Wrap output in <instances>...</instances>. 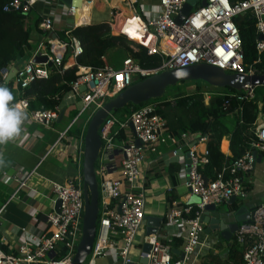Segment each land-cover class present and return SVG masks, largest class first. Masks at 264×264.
Wrapping results in <instances>:
<instances>
[{
	"label": "built area",
	"instance_id": "2783aa9c",
	"mask_svg": "<svg viewBox=\"0 0 264 264\" xmlns=\"http://www.w3.org/2000/svg\"><path fill=\"white\" fill-rule=\"evenodd\" d=\"M93 0H83L84 4L93 6ZM134 3V0H131ZM60 0H6L3 3L4 12H18L29 15L39 3L45 7L55 5L61 14L73 18V6L59 8ZM187 0H159V9L151 18L143 19L140 11L122 14L118 10L111 12L108 21L111 30L123 35L128 41L144 47L148 55L157 54L161 60L154 67L144 68L130 56L122 60L120 67H113L104 62L96 70L89 66L77 64L76 58L83 52L79 40L64 32L68 38L64 41L50 34L54 25L61 20L60 14L49 11L40 15L39 29L45 33L30 49H26L24 61L13 66V78L6 76V68L1 72L0 86L9 90L15 88L18 96L13 97L10 105H19L24 116L31 122L46 127L58 116V107L46 109L40 107L31 111L28 100L20 97V89L28 87L33 81L48 78L51 68L56 71L76 66L77 78L70 83V90L64 94L81 103L80 113L89 111V116L118 92L129 87L136 80L144 79L166 69L185 67L193 64H210L227 72L240 74L254 73L252 67L244 63L239 28L233 17L245 11H250L255 18L257 35L264 36V0H242L231 4L229 0H206L205 5L193 8L180 23H175L180 9ZM135 23L143 38H148L147 44L128 38L123 27ZM88 24V23H86ZM85 25L73 23L72 27ZM259 52L264 50V40H256ZM70 55L64 60L65 54ZM45 56V62H36L34 57ZM20 57H17V61ZM50 63V66H48ZM13 65V63H12ZM11 84V85H10ZM84 86L82 90L81 87ZM212 88L203 92V102L209 105ZM13 96V95H12ZM226 96L237 100L251 99L252 88L242 89V94L227 93ZM229 100H225L227 106ZM156 103H147L131 110L124 120L110 111L100 126L99 135L102 150L110 149L115 158L117 177L107 176L105 167L100 165L95 169L98 179V215L97 228L92 242V248L82 264H96L99 258H107V264H197L202 255L213 247L205 241V224L201 219L207 204L218 206L226 203L231 196L245 199L249 195L247 175L254 169L256 157L253 150L261 155L264 153V115L258 113L255 123V139L250 142L251 148L235 158L229 165L216 173L215 178L204 180L201 167L208 162L207 135L186 130L175 136L169 129L167 121L157 113ZM132 123L133 129L129 125ZM123 131L124 139L114 142V136ZM131 134H127V131ZM66 140V132L58 133L54 143L42 157L44 159L59 143ZM140 141L139 146L134 140ZM83 135L69 142V155L76 168V173L66 180L51 182L50 194L52 204L59 201V208L54 206L45 213V227L28 239L16 243V251L7 253L0 245V264H72L81 236L82 213L84 200L82 196V153ZM157 162L158 167L165 168L170 162H177L183 169V185L186 189L184 201H172L162 215V222L156 234L141 233L135 241L137 231L145 225L146 194H144L145 175L150 163ZM35 173L15 177L17 183L15 194L19 188L25 187L26 180ZM195 196L197 203H187ZM4 207L0 208V215ZM249 222L240 223L232 233L231 243L243 249L240 264H264V200L255 205ZM175 229L174 234H168L167 228ZM24 230V228H20ZM173 229V230H174ZM216 233V232H215ZM217 235V233H216ZM173 237L180 239V246L165 244ZM139 246L138 253L132 257L131 247ZM223 241L218 235L216 240ZM144 243L150 244L148 252L142 251ZM172 248H177L182 254L174 255ZM137 257V259H134ZM144 258L146 261L140 263Z\"/></svg>",
	"mask_w": 264,
	"mask_h": 264
},
{
	"label": "trees",
	"instance_id": "16d2710c",
	"mask_svg": "<svg viewBox=\"0 0 264 264\" xmlns=\"http://www.w3.org/2000/svg\"><path fill=\"white\" fill-rule=\"evenodd\" d=\"M5 1L0 0V78L2 77L1 72L3 69L7 68L17 57H24L26 49L32 47L30 38L34 28L45 35L38 27L40 18L33 22L32 27H28L29 15L11 11L4 12L2 7ZM229 1L231 4H235L237 1L242 0ZM233 21L239 28L244 63L254 70L264 73V50L259 52L255 46L257 40L255 18L250 11H245L235 15ZM69 33L76 37L82 46L83 52L76 58L77 64L89 66L93 70L104 65L103 58L108 52L128 44L127 39L123 35L111 30L108 21H91L85 25L71 27ZM58 36L64 41L68 40L64 31ZM137 47L139 51L131 53L129 56L141 67H154L160 62L161 57L159 55H148L144 47L140 45H137ZM69 55L70 50L65 54L64 60ZM121 64L122 61L116 68L120 67ZM76 70V66H72L58 72L52 67L48 78L36 79L28 87L21 88L19 96L28 100L31 111L40 107L54 109L58 107L63 95L70 90V83L77 78L75 75ZM141 80L143 79L135 82ZM193 82L195 83L193 92L187 93L183 86L184 82H178V84L169 86L165 90L175 89L172 91L170 98L163 97V94L140 105L130 103L114 111V113L119 117H123L126 115L125 111L130 113L131 110L141 105L156 103L157 113L167 121L169 129L175 136H179L181 132L186 130L201 134L205 133L209 152L208 162L200 168V171L204 180H209L215 178L217 172L251 148L250 142L255 139L254 128L257 115L258 113L264 114V85L253 87V97L251 99L237 100L236 97L226 95L227 93L242 94V90H235L229 87H212L203 81ZM209 86L212 87L213 93L209 105H205L203 92H205V89L208 90L205 87ZM227 99L229 102L227 106H224ZM119 112L123 113L119 115ZM86 116H84V119ZM230 123L232 124L230 125ZM77 128L71 129V134L78 136L79 129ZM113 139L115 143H120L124 139L123 131L119 130ZM222 139H224L222 148L225 149V146L228 145L227 154L220 149ZM263 162L264 153H261L259 164ZM97 167L98 160L95 163V169ZM170 169L175 171L174 164H171ZM175 198L169 194L167 200L171 202ZM232 206L237 208L236 203H233ZM163 242L174 247H179L181 244L180 239L175 237ZM2 248L6 250L4 246ZM242 255L243 249L231 243L225 257L220 254H209L206 257L207 259L201 264H240Z\"/></svg>",
	"mask_w": 264,
	"mask_h": 264
},
{
	"label": "crops",
	"instance_id": "0c3cea01",
	"mask_svg": "<svg viewBox=\"0 0 264 264\" xmlns=\"http://www.w3.org/2000/svg\"><path fill=\"white\" fill-rule=\"evenodd\" d=\"M100 1L103 2L102 9L98 8L95 11H93L94 6L91 7L90 4H84L83 2L80 6L81 21L84 24L91 21H108L111 17V12L114 10H118L122 14L132 13L134 10L140 11L142 12V18L145 19L146 17L151 18L154 16L159 9V0H134V3L131 0ZM92 2L94 5L98 1L93 0ZM55 7V5L45 7L38 3L28 16L27 26L32 27L33 22L41 14L55 11L60 14L61 20L54 25V31L50 35L60 38L58 34L72 27L74 22L73 18L64 16ZM63 7L66 6L62 3L59 4L60 9ZM42 37L43 34L34 28L30 38L31 46L36 45ZM24 59V57H21L17 61L12 62L13 65L12 63L8 65L6 68L8 79L10 78L11 80L13 78L14 64L21 63ZM103 60L105 62L106 58L104 57ZM183 86L187 93L193 92L195 89L193 81L184 82ZM10 92L13 97L18 96L17 89L12 87ZM61 99L58 105V112L60 108H64L65 110L57 121L51 123V127H46L36 122L33 123L24 116L19 126L20 131L18 134L7 142L0 144V208L4 207L0 215V245L5 247L7 253L15 252L16 243L20 240L28 239L31 234L37 235L45 227V213L54 206L49 190L51 182L60 183L76 173V168L71 160L69 148L66 147V144L68 142L72 144L74 138L84 135L89 112L85 110L80 113L81 103L79 100L70 99L66 95H63ZM84 116H86L85 119ZM74 127H78L77 129H79L78 136L71 134V129H74ZM62 131L66 132L64 143H59L57 149L42 159L46 151L56 140L58 133ZM223 140L220 142V149L223 153L227 154L228 145L223 149ZM260 161L261 158L256 162L253 171L247 175L249 195L245 199L236 197L233 202L237 204V207L243 204L248 208H254L255 205L264 200V162L259 164ZM99 162L101 166L105 167L107 176L112 178L118 176V172L115 170L114 154L110 149L103 151L101 156L99 155ZM171 164H174L175 171L170 169ZM180 167L181 165L177 162H170L165 168H159L157 162L152 161L150 163L147 168L148 171L144 172V194H149L151 196L150 200L154 199V204L151 208H149L150 206L148 208L145 207L146 215H158L162 218L166 206L170 203L167 200L169 194L176 197L175 200L179 202L186 199L187 191L182 180L185 171L180 169ZM32 170L35 173L30 178L25 179L26 186L19 188L13 194L18 183L15 177L17 175L24 177ZM233 203L229 205L224 202L218 206L220 209L226 207L228 211H231L236 209L232 206ZM226 209L225 211H227ZM231 220L226 221L230 222ZM20 228H24V230ZM173 229L168 226L167 233L174 234L175 229ZM210 235L206 236L205 241L213 247L207 254L199 258L197 264L205 261L209 254L226 256L227 244L224 245L222 242L216 244V233L213 232ZM107 263V258L96 260V264Z\"/></svg>",
	"mask_w": 264,
	"mask_h": 264
},
{
	"label": "water",
	"instance_id": "95a60500",
	"mask_svg": "<svg viewBox=\"0 0 264 264\" xmlns=\"http://www.w3.org/2000/svg\"><path fill=\"white\" fill-rule=\"evenodd\" d=\"M60 1L67 6H73L75 8L73 22L77 24V11L83 4V0ZM205 3L206 0H187L175 18V23H180L193 8L205 5ZM257 40H264V36L262 34H258ZM34 61L45 62L46 57L36 56L34 57ZM48 66H50V63H48ZM187 81H203L208 85L217 88L229 87L235 90H242L245 88L253 89V87L257 85H264V73L255 71L249 75L236 72H225L216 66L206 63L166 69L154 74L153 76L144 78L141 81L132 83L129 87L108 99L101 108L95 110L87 121L86 129L83 135L81 171L84 205L81 218V236L76 253L72 259V264H82L86 260V257L91 251L93 238L97 228L99 195L95 163L97 162L102 150L99 129L103 124V120L110 111L114 112L130 103L133 105H140L154 99L155 97L163 95L167 87L174 86L178 84V82ZM83 88L84 86H82L80 90ZM64 110V108H60L57 119L54 121H57L62 116ZM129 127L130 130L133 129L132 123ZM134 145L139 146L140 141L138 139L134 140ZM252 154L256 157L255 162L260 160L261 155L259 153L253 150ZM235 199V196H231L230 199L226 201V204L230 205L235 201ZM197 202H199V200L195 196H192L187 200V203L190 204ZM58 208L59 201H56L54 205L55 211H57ZM252 211L253 208H248L241 204L236 209L229 211V215L232 217V220L227 222L223 217V215H228L227 212L223 213L219 206L207 204L200 216L206 226L204 232H216L217 235L227 243V249H229L231 246L230 240L232 233L237 229L240 223L249 222L251 220ZM144 219V234L146 236L156 234L160 223L162 222V218L158 215L153 216L145 214ZM149 249L150 244L144 243L142 245V251L144 253L148 252ZM171 252L174 255L180 254V251L177 248H172ZM180 258H182V254H180ZM145 261L146 260L144 258L139 260L140 263H144Z\"/></svg>",
	"mask_w": 264,
	"mask_h": 264
},
{
	"label": "clouds",
	"instance_id": "9594fccd",
	"mask_svg": "<svg viewBox=\"0 0 264 264\" xmlns=\"http://www.w3.org/2000/svg\"><path fill=\"white\" fill-rule=\"evenodd\" d=\"M12 93L7 87L0 86V144L14 138L20 131L24 113L19 105H10Z\"/></svg>",
	"mask_w": 264,
	"mask_h": 264
},
{
	"label": "rangeland",
	"instance_id": "374dc122",
	"mask_svg": "<svg viewBox=\"0 0 264 264\" xmlns=\"http://www.w3.org/2000/svg\"><path fill=\"white\" fill-rule=\"evenodd\" d=\"M98 2H96L93 6H94V10H97L98 8L102 9L101 7L103 6V2H101L100 0H97ZM110 17V16H109ZM111 18V17H110ZM110 18L108 19V21L110 20ZM128 41V40H127ZM139 49L137 47V44L135 42H132V41H128V44L124 45V46H120V47H117L115 48L114 50L108 52L106 55H105V58H106V62L111 64L113 67H117L120 65L122 59H124L125 57H128L131 53H136L138 52ZM207 89H209V87H205ZM212 88V87H210ZM203 89H204V86H203ZM175 90V89H168L167 91L164 92V95L163 97H167V98H170L171 96V93L172 91ZM206 90V89H205ZM123 112H119L118 114H122ZM125 114L126 116L129 115V112L128 111H125ZM121 120H124L125 118H123L122 116L120 117ZM127 134H131V131H127ZM151 196H149V194L146 195V207L148 208H151V206L154 204V199L151 201L150 200ZM226 209V207L224 208H221V210L223 211V213L227 212L228 215H223L224 219L225 220H230L232 219V217L229 215V211H224ZM149 210V209H148ZM144 232V228H140L138 231H137V235L135 237V241H138L139 238L141 237V233ZM135 241L133 242L134 244L132 245L131 247V254L129 255V257H132L135 253H138V248L139 246L135 243ZM226 251H227V248H226ZM134 259H137V257H135Z\"/></svg>",
	"mask_w": 264,
	"mask_h": 264
},
{
	"label": "bare ground",
	"instance_id": "6f19581e",
	"mask_svg": "<svg viewBox=\"0 0 264 264\" xmlns=\"http://www.w3.org/2000/svg\"><path fill=\"white\" fill-rule=\"evenodd\" d=\"M76 21L79 24L80 23L83 24V22L81 21V11H80V7H79V9L77 11V20ZM136 26L137 25L135 23H133L132 25H127V26L123 27L122 29H123V31L126 32L128 38H131L134 41H141V42L147 44L149 42V39L146 38V37L143 38L142 35H141V33L139 31H137L138 30V28H137L138 26L137 27Z\"/></svg>",
	"mask_w": 264,
	"mask_h": 264
}]
</instances>
